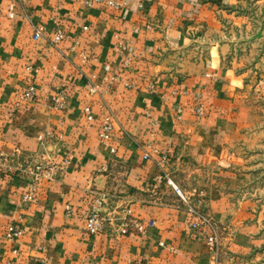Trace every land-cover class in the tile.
<instances>
[{"label":"crops","instance_id":"crops-1","mask_svg":"<svg viewBox=\"0 0 264 264\" xmlns=\"http://www.w3.org/2000/svg\"><path fill=\"white\" fill-rule=\"evenodd\" d=\"M237 4L0 0V264H209L210 230L191 228L163 161L176 184L203 183L222 231L221 264H264V219L228 203L236 133L226 126L243 119V86L225 63L223 37L241 21L229 15ZM55 22L65 34L56 48ZM35 25L45 28L38 41ZM30 87L36 98L23 100ZM106 117L113 135L104 143ZM98 196L110 223L91 236L85 220ZM128 211L144 233L119 234ZM10 224L22 231L12 243Z\"/></svg>","mask_w":264,"mask_h":264},{"label":"rangeland","instance_id":"rangeland-1","mask_svg":"<svg viewBox=\"0 0 264 264\" xmlns=\"http://www.w3.org/2000/svg\"><path fill=\"white\" fill-rule=\"evenodd\" d=\"M229 15L241 18L239 23H230L226 26V35L223 37V42L227 47L224 54L225 63L236 71V75L240 77L241 85L243 86L241 95L243 119L239 123H231L232 126H226V129L230 132H234L235 130L234 133H236L230 138L231 141L233 139L235 141L233 142V147L230 149L229 162L225 164L228 165L227 167L231 174L229 184L231 198L228 203L231 209H235L234 213L241 209L247 213H251L253 216L261 215L264 219V0H238L236 9ZM54 106V109H60ZM233 124H236V128L233 127ZM214 140L215 142L212 144L219 147H215L214 150L217 152H213L212 157L213 162H217L219 165V162L222 161L221 146L217 138H214ZM163 163L164 166L160 173L165 183L168 184L167 180H172V177L166 171L167 161H163ZM212 168L208 172L215 176L217 168L216 166ZM35 173L36 171H34L33 176ZM39 174L36 173L35 175ZM172 182L180 189L187 200V203H183L179 198L182 202L181 205L186 208V212L193 219L190 222V226L193 223H199L196 216L191 215V211L196 212L210 222L217 236L218 252L215 255L216 253L210 249L206 242L208 262L209 264H213L215 259H218L217 263L221 264L222 231L220 225L217 224L206 206L207 194L203 189V183L187 181L180 185L176 184L174 180ZM172 190L174 191L173 188ZM104 204L105 199L101 196L94 199L87 217L93 209L99 210L102 218L106 220V229L103 232L106 233L110 222L103 214ZM128 212L125 214L120 225L125 219H128L138 225H142L146 230L147 226L137 222L133 218V213L131 211ZM202 227L204 226H200L198 229ZM118 232L122 235L120 233V226Z\"/></svg>","mask_w":264,"mask_h":264},{"label":"built area","instance_id":"built-area-1","mask_svg":"<svg viewBox=\"0 0 264 264\" xmlns=\"http://www.w3.org/2000/svg\"><path fill=\"white\" fill-rule=\"evenodd\" d=\"M19 4L22 6L23 0H18ZM81 2L85 7L91 8L96 4L101 3L103 0H77ZM121 8V6H118ZM23 8V7H22ZM15 9V6L12 4L9 6V17L13 18V11ZM25 18H27L26 13L24 14ZM84 30H87V28H84ZM45 35V28L43 26H33V39L35 41H38L42 38H44ZM65 39V34L62 30V28L55 22L53 31H52V36L49 40V45L52 47H57L59 44H61ZM36 98V92L33 87L28 88V90L25 92V94L22 96L23 100H29L33 101ZM55 106L56 108H61L63 103H64V98L61 96L59 99L55 100ZM87 112V119L89 121L93 120V117L91 116V112L89 109H86ZM113 135V123L111 120V117H106L103 120L102 126L100 128L99 132V139L107 143ZM52 137V136H50ZM112 153H115L114 149H111ZM145 158H148L145 156ZM52 169H49L46 172V175L50 176ZM38 173V172H36ZM35 173V174H36ZM34 174L35 180L39 179L38 175ZM168 184L172 186L174 191L176 192L177 196L181 199L183 203H187V200L183 196L182 192L180 189L172 182V180L168 179ZM34 191V188L32 189V192ZM25 201H32L33 200V195L32 193H29L28 195L24 196L23 198ZM130 213V212H128ZM191 215H195L199 223H193L191 224V227L193 229H198L200 226L207 227L210 230V235L207 238V245L210 247V249L216 253L217 255L218 252V242H217V236L215 231L210 225V222L206 220V218L200 216L194 211H191ZM106 220L102 218L101 214L99 213V210L93 209L92 212L88 215L85 221V228L88 232L89 235L94 236L101 234L105 231L106 229ZM155 223L152 222L150 226H154ZM145 228L142 225H138L135 222H132L128 219H125L123 223L120 225V233L122 235H129L131 233H142L144 232ZM22 235V231L16 226V224H10L7 226L4 234V238L7 242H15L17 241ZM218 259H215V262L213 264H218L217 263ZM10 264V263H9Z\"/></svg>","mask_w":264,"mask_h":264}]
</instances>
